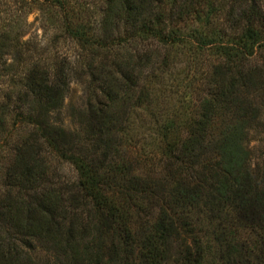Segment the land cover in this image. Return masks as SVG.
<instances>
[{
	"label": "rangeland",
	"instance_id": "rangeland-1",
	"mask_svg": "<svg viewBox=\"0 0 264 264\" xmlns=\"http://www.w3.org/2000/svg\"><path fill=\"white\" fill-rule=\"evenodd\" d=\"M59 1L61 8L42 0H0V212H5L11 204L5 198L13 201L21 195L18 194L20 187L9 184L7 178L14 170L13 148L30 135V128L18 122L17 110L6 114L2 108L16 107L17 78L36 64L41 71L63 67L67 91L58 111L51 114V122L61 127L73 154L88 169L96 170L105 185L112 187L115 197L124 205L122 210L132 232L147 231L164 211L168 212L167 195L174 187L178 172L175 167L167 166L166 145L185 137L190 121L196 118L202 102L216 87L217 77L213 73L219 65L230 64L235 67L233 74L243 70L248 76L242 95L246 100L244 107L249 109L244 119L240 118L243 112H231L215 119L211 135H217L219 130L215 129L225 125L240 131V144L247 154L251 177L262 176L264 0H209L206 20L202 13L199 20L191 14L171 19L166 16L161 24L166 26L165 32L171 30L177 34L175 43L132 39L133 31L122 21L103 19L104 0ZM256 10L258 13L253 16ZM246 16L251 17V26L260 34L258 40L250 49H239L242 57L238 54L231 57V62L221 64L223 59L215 55L214 48L233 47L248 23ZM66 25L84 31L81 42L67 34ZM119 70L133 73L134 84L127 97L119 99L112 110L119 118L115 130L98 136L99 124L97 119L93 120V114L100 105L92 93L99 103H104L97 89L102 82L113 79ZM105 140L109 146H105ZM31 156L29 167L35 175V189L23 193V200L41 199L44 193L52 191L58 193L61 206L70 210L72 206L65 203L77 182L75 165L57 157L43 144L35 147ZM78 211L83 212L81 207ZM193 211L191 215L197 210ZM213 212L221 218L219 221L230 222H214L213 226L221 223L222 238L218 243L208 234L215 230L213 226L206 223L199 228L196 224L198 231L206 230V242L212 250L218 245L221 251L226 246H243L252 259L264 251L262 230L244 228L237 219L232 220L235 212L231 205L223 204ZM192 217L197 218V214ZM181 238L189 244L190 238L182 234ZM178 244V241L171 242L167 264H173L176 259ZM0 253L3 257L18 255L17 264H73L76 261L55 241L38 240L15 228H5L0 233ZM231 257L237 259L235 253Z\"/></svg>",
	"mask_w": 264,
	"mask_h": 264
},
{
	"label": "trees",
	"instance_id": "trees-1",
	"mask_svg": "<svg viewBox=\"0 0 264 264\" xmlns=\"http://www.w3.org/2000/svg\"><path fill=\"white\" fill-rule=\"evenodd\" d=\"M42 1L62 7L59 0ZM208 1L104 0L103 19L122 21L133 31L131 38L134 40L175 43L177 34L171 30L165 32L166 26L162 27V21L190 14L193 19L199 20L201 13L206 20ZM256 13L258 10L253 16ZM249 18L245 17L248 23L242 28L245 30L237 45L233 43L231 48H214L215 55L223 59L221 64L222 61L231 62L232 56L239 54L242 57L239 49H250L258 40L260 34L254 31ZM66 31L77 42H81L85 35L81 28L75 26L66 25ZM37 67L36 64L31 71L18 76L15 85L18 88L16 109L2 108L6 114L17 110L15 115L20 118L18 122L30 128V135L13 148L16 154L14 170L7 180L9 184L12 182L15 187H20L18 194L21 195L18 199L15 196L13 201L5 198L11 204L5 212H0V233L5 228H15L38 240L55 241L71 258H75L73 264H167L171 242L174 241L179 242V251L173 264L264 263V251L252 259L243 246H226L221 251L218 245L216 250H212L209 242H206V230H197L201 224L213 226L214 222L219 221L221 218L211 212L220 210L223 204L228 203L235 212L232 220L237 219L236 222L244 228H258L264 234V173L259 178L251 177L247 154L240 144V131L224 124L220 129H215L219 130L216 131L217 135L212 136L210 132L215 119L226 117L231 112H243L240 118L246 117L249 107H244L246 100L242 91L249 78L242 73L243 70H236L233 74L235 67L230 64L216 67L213 73V77H217L216 87L202 102L196 118L190 121L185 137L176 141L173 139L166 145L167 166L175 167L178 172L174 187L167 195L168 212L164 211L147 231L132 232L122 210L125 209L124 205L117 200L112 187L105 185L97 177L96 170L88 169L82 159L73 154L61 127L51 122V114L58 111L67 91V74L63 67L52 71H41ZM116 75L110 81L102 82L97 89L104 103H99L96 94L92 93L100 105L95 107L94 114L90 111L93 120H98V136H106L115 130L119 118L112 110L119 99L127 97L134 84L133 73L119 70ZM41 144L57 157L75 165L77 182L74 191L70 192L69 201L65 203L72 206L70 210L61 206V198L52 191L44 193L41 199L23 200V193L35 189V175L29 164L32 152ZM104 144L109 146L106 140ZM79 207L83 212L78 211ZM206 208L209 213L207 218ZM194 209L197 210V218L192 217L195 213L190 214ZM58 217L61 220H57ZM226 220L219 222H230ZM196 224H199L198 227ZM219 224L208 233L216 243L222 238ZM181 234L190 238L189 244L181 238ZM234 253L237 259L231 257ZM18 260V255L3 257L0 253V264H17Z\"/></svg>",
	"mask_w": 264,
	"mask_h": 264
}]
</instances>
